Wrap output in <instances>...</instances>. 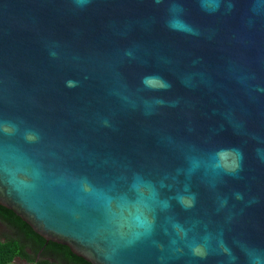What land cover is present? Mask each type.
Listing matches in <instances>:
<instances>
[{"label": "water", "instance_id": "water-1", "mask_svg": "<svg viewBox=\"0 0 264 264\" xmlns=\"http://www.w3.org/2000/svg\"><path fill=\"white\" fill-rule=\"evenodd\" d=\"M0 205L91 264H264V0H0Z\"/></svg>", "mask_w": 264, "mask_h": 264}, {"label": "trees", "instance_id": "trees-1", "mask_svg": "<svg viewBox=\"0 0 264 264\" xmlns=\"http://www.w3.org/2000/svg\"><path fill=\"white\" fill-rule=\"evenodd\" d=\"M0 221L16 236L0 239V264H11L19 258L32 264H91L72 253L68 246L47 241L12 210L0 205Z\"/></svg>", "mask_w": 264, "mask_h": 264}, {"label": "rangeland", "instance_id": "rangeland-1", "mask_svg": "<svg viewBox=\"0 0 264 264\" xmlns=\"http://www.w3.org/2000/svg\"><path fill=\"white\" fill-rule=\"evenodd\" d=\"M15 236H16L15 231L0 221V239L6 240L7 238L15 237ZM11 264H32V263H28L25 260L17 258Z\"/></svg>", "mask_w": 264, "mask_h": 264}]
</instances>
